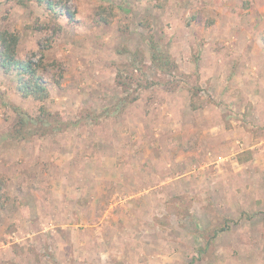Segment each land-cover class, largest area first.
I'll list each match as a JSON object with an SVG mask.
<instances>
[{"label":"rangeland","instance_id":"1","mask_svg":"<svg viewBox=\"0 0 264 264\" xmlns=\"http://www.w3.org/2000/svg\"><path fill=\"white\" fill-rule=\"evenodd\" d=\"M263 1L0 0L50 90L0 67V264H264ZM16 107L53 117L16 139Z\"/></svg>","mask_w":264,"mask_h":264},{"label":"trees","instance_id":"2","mask_svg":"<svg viewBox=\"0 0 264 264\" xmlns=\"http://www.w3.org/2000/svg\"><path fill=\"white\" fill-rule=\"evenodd\" d=\"M41 4L46 5L48 9L52 10L56 3L53 0H38ZM17 44L18 35L9 32H0V67L3 68L5 73L13 74V81L15 82L16 91L24 98H33L37 101L44 102L50 96V90L44 78L39 74V70L43 65V61L37 62L36 60L22 59L17 57ZM153 57H155L156 47L152 46ZM160 56H158L159 59ZM162 57V56H161ZM160 67L165 69L169 66L170 58L165 56ZM18 112V121L14 130L11 133L16 139H25L30 135L36 134L38 129L36 123H48V117H53V114L46 111L44 107L41 108L43 116L41 121L30 117L19 108H15ZM42 133H46L43 131Z\"/></svg>","mask_w":264,"mask_h":264},{"label":"crops","instance_id":"3","mask_svg":"<svg viewBox=\"0 0 264 264\" xmlns=\"http://www.w3.org/2000/svg\"><path fill=\"white\" fill-rule=\"evenodd\" d=\"M264 2V1H263ZM261 12L264 14V6H262V8H261ZM253 28H254V33L253 32H250L249 33V35L250 36H253V41H252V44H249V52L251 53V52H254V51H256L257 50V48H254V47H260V48H262L263 50V52H264V47H263V42H261V41H259V43H256L255 42V39H256V37H257V23H255V26H253ZM255 38V39H254ZM262 43V44H261ZM253 47V48H252ZM261 51V50H260ZM248 62V69H247V73H242L241 71H237V74H236V72L233 74V77H232V80H237V81H240L241 79H244L245 81H247L248 83H252V79H255L256 77H255V75H256V71L254 70V68H257L259 65V62H257V63H254V62H252V61H247ZM252 62V63H251ZM239 66H241V68H242V64L241 65H239ZM240 68V69H241ZM214 75V74H213ZM221 74L218 72L217 74H215V76H216V78H219V76H220ZM223 79H226V81H227V79L228 78H225V77H223ZM257 83V82H256ZM259 83H262V87L264 86V78H263V80H261V81H259ZM253 84H254V82H253ZM238 90V89H237ZM251 93L250 94H248V95H246V97H247V99L249 100V101H251V104L253 105V107H252V111L254 110V104H257L258 103V99H262L261 101H263L264 102V93H260V92H257V91H255L254 89H251ZM240 92V91H239ZM261 94H263V95H261ZM241 96V95H240ZM233 98L234 99H237L238 98V93L237 94H233ZM251 104H250V106H251ZM256 108H257V106H256ZM249 109L251 110V107H249ZM262 111L264 112V109H262ZM236 112L237 113H235V115L237 114L238 116H242V114H244L245 112H246V110H245V108H239L238 110H236ZM234 121H235V123H238V125H241L242 124V122L240 121V118H235V119H233ZM126 129H127V127H126ZM125 129V130H126ZM123 131V130H122ZM123 135H127V134H123ZM131 138L129 137L128 138V140L127 141H131L130 140ZM134 141V140H133ZM100 143H103V142H100ZM98 144V146H100L101 144ZM107 143V142H106ZM108 144V143H107ZM122 145V143H118V144H116V146H121ZM122 146H126V147H128V144H127V142H126V144H123ZM130 146V145H129ZM130 152V151H129ZM126 155V154H125ZM128 155V154H127ZM57 156V155H56ZM124 157L125 156H123L122 158L124 159ZM114 158V157H113ZM112 158V159H113ZM116 159V158H115ZM104 160H105V158H104ZM123 161L124 160H122L121 159V163H123ZM92 163H94V158H93V160H90V164L92 165ZM96 169H93V170H90V174H89V176H88V180L90 181V180H92L93 181V183L98 179V178H102V176L100 177L99 175H97V171H95ZM77 171L78 170H75V174L77 173ZM73 173V174H74ZM85 173H88V172H84L83 174H85ZM117 175H118V173H117ZM63 176V175H62ZM125 176L126 175H119V176H116V173H110V174H107L106 176H104V178L105 179H112V180H115L116 181V185H118V184H120V183H123V180L125 179ZM58 177H59V175H57V179H58ZM120 177H122V178H120ZM80 179V178H79ZM93 183H90V184H93ZM33 188V187H32ZM83 189V187L81 188V190ZM87 189V188H86ZM90 189V188H89ZM96 191V190H95ZM85 193H88V195L92 198V201H90L89 202V209H90V211H93V209H94V206H95V203H96V201H97V199H98V196H97V192L95 193H91V190H88L87 192H86V190L84 191ZM76 203V202H75ZM78 204V203H77ZM59 207V206H58ZM34 208V207H33ZM32 208V209H33ZM35 210L34 211H36L38 208H34ZM56 210H57V208H56ZM94 217V216H93ZM66 226V225H65ZM62 241H63V239H62Z\"/></svg>","mask_w":264,"mask_h":264}]
</instances>
